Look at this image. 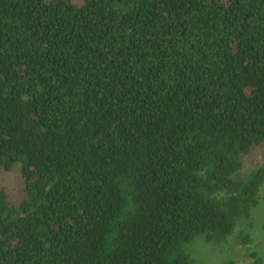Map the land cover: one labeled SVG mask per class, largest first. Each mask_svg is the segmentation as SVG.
<instances>
[{
	"label": "trees",
	"instance_id": "obj_1",
	"mask_svg": "<svg viewBox=\"0 0 264 264\" xmlns=\"http://www.w3.org/2000/svg\"><path fill=\"white\" fill-rule=\"evenodd\" d=\"M261 146L264 0H0V264H193Z\"/></svg>",
	"mask_w": 264,
	"mask_h": 264
},
{
	"label": "rangeland",
	"instance_id": "obj_2",
	"mask_svg": "<svg viewBox=\"0 0 264 264\" xmlns=\"http://www.w3.org/2000/svg\"><path fill=\"white\" fill-rule=\"evenodd\" d=\"M264 159V146L255 148L243 159L242 177L249 176ZM0 187L11 202L18 204L25 195L20 166L0 171ZM193 264H264V193L249 218L241 219L235 230L221 243H207L198 236L187 246Z\"/></svg>",
	"mask_w": 264,
	"mask_h": 264
}]
</instances>
